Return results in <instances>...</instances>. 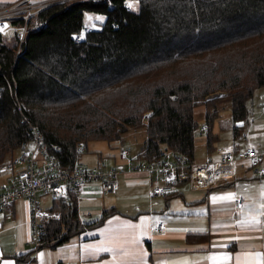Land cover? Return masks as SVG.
<instances>
[{"label": "trees", "instance_id": "trees-1", "mask_svg": "<svg viewBox=\"0 0 264 264\" xmlns=\"http://www.w3.org/2000/svg\"><path fill=\"white\" fill-rule=\"evenodd\" d=\"M111 1L114 7L102 1L45 12L48 26L29 32L21 48L0 35V165L31 140L18 103L68 172L79 165L81 144L119 141L144 125L146 113L147 162L167 153L193 160L196 108L218 91L231 102L234 121H247L248 104L264 87V0H137L132 13L123 0ZM87 13L106 20L76 44ZM54 209L63 218L47 226L41 249H55L113 213L83 224L74 193ZM17 264H35L34 252Z\"/></svg>", "mask_w": 264, "mask_h": 264}, {"label": "crops", "instance_id": "crops-1", "mask_svg": "<svg viewBox=\"0 0 264 264\" xmlns=\"http://www.w3.org/2000/svg\"><path fill=\"white\" fill-rule=\"evenodd\" d=\"M17 1L0 0V5ZM216 97L197 108L199 125L208 126V131H197L193 161H216L227 149L239 152L248 146L264 153V87L255 91L248 104V119L242 124L234 121L231 102ZM146 140L142 127L126 132L119 141H95L85 147L87 154L79 165L116 169L120 188L108 195L99 183L88 184L76 195L79 218L92 225L102 219L104 211L113 213L99 226L55 249H40L36 264H264V177L241 161L234 179L209 188L182 182L172 194L155 197L150 194L147 174L130 171L147 162ZM123 148L131 161L122 158ZM9 175V171H0V193L8 185ZM230 195L231 199H225ZM238 198L244 200L240 209L236 208ZM39 199L46 208L60 204L50 195ZM31 207L29 200L18 199L9 216L0 213V264H17V257L31 252ZM158 222L167 224L164 233L154 232Z\"/></svg>", "mask_w": 264, "mask_h": 264}, {"label": "built area", "instance_id": "built-area-1", "mask_svg": "<svg viewBox=\"0 0 264 264\" xmlns=\"http://www.w3.org/2000/svg\"><path fill=\"white\" fill-rule=\"evenodd\" d=\"M102 1H107L114 7L111 0H18L0 10V35L15 37L21 48L29 32L48 26V20L41 18L45 12L56 7L68 9L89 2ZM130 2L133 3V8L127 7ZM122 5L126 12L132 13L137 11L139 2L123 0ZM93 31L91 25L83 26L81 31L74 35V42L76 44L85 42ZM23 109L18 103L21 123L28 126L31 140L21 146L18 158L0 165V171L10 173L8 185L0 193V213L9 216L13 204L18 199H27L31 202L32 230L29 246L36 255L41 249L47 226L63 218V213L59 209L44 207L39 197L50 195L54 200L60 201L67 199L71 193L79 195L90 183H99L104 194L113 195L120 188L119 172L115 169H90L81 165L68 172L47 149L40 130L30 123ZM198 131L207 132L208 126H201ZM80 147L85 150L84 144ZM121 156L131 161L126 148L122 149ZM241 161L246 162L247 166L260 177H264V153L254 146H248L239 152L227 149L221 153L219 160L208 158L200 163L181 155L167 153L162 157H155L151 162H142L132 167L130 171L146 173L151 184L150 194L155 197H166L175 192L182 182H191L199 188H209L225 180L234 179L238 175ZM243 205L244 200L238 198L236 208L240 209ZM166 229L165 222H158L154 232L161 234Z\"/></svg>", "mask_w": 264, "mask_h": 264}, {"label": "rangeland", "instance_id": "rangeland-1", "mask_svg": "<svg viewBox=\"0 0 264 264\" xmlns=\"http://www.w3.org/2000/svg\"><path fill=\"white\" fill-rule=\"evenodd\" d=\"M138 9H139V6H138ZM138 9H137V11H138ZM89 17H91V19H89ZM97 17H100V19H97ZM106 20V17L105 16H103V15H96V14H91V13H87V14H85V25H91L92 27H93V29H97V28H99L100 27V24H102L104 21ZM76 35V34H75ZM224 92H222V91H218V92H216V93H214V94H212V95H210V96H208L207 97V99H206V102L204 103V104H209V103H211L212 101H214L215 99V97L217 96V97H220V96H224ZM216 97V98H217ZM213 98V99H212ZM204 104H202V105H200V106H204ZM200 106H198L197 108H199ZM197 108H196V112H197ZM204 108V107H203ZM149 116H150V113H146V114H144L143 116H142V123L144 124L142 127H144L145 128V130H146V125H147V123H148V118H149ZM142 127H139V128H142ZM133 129H138V128H128L124 133H123V135L126 133V132H131V131H133ZM120 130H124L123 128H121ZM146 132H147V130H146ZM90 145L92 144V142L91 143H89ZM102 144H104V143H102ZM89 145V146H90ZM84 152V151H83ZM89 152V151H88ZM19 153H20V149L15 153V156L14 157H11V158H8V160L6 161V162H4V163H7V162H10V161H12L11 159H16V158H18V155H19ZM87 154V151L85 150V152L83 153V157H84V155H86ZM90 156H92V155H90ZM82 157V158H83ZM43 203V202H42ZM48 203V202H47Z\"/></svg>", "mask_w": 264, "mask_h": 264}, {"label": "snow or ice", "instance_id": "snow-or-ice-1", "mask_svg": "<svg viewBox=\"0 0 264 264\" xmlns=\"http://www.w3.org/2000/svg\"><path fill=\"white\" fill-rule=\"evenodd\" d=\"M127 7L133 8L134 5H133V3L130 2L127 4ZM89 19H91V17H89ZM97 19H100V17H97ZM231 198H232L231 195L229 197H225V199H231ZM257 257H259V254H257ZM213 259H217V258L214 257ZM223 259H227V257H224Z\"/></svg>", "mask_w": 264, "mask_h": 264}, {"label": "bare ground", "instance_id": "bare-ground-1", "mask_svg": "<svg viewBox=\"0 0 264 264\" xmlns=\"http://www.w3.org/2000/svg\"><path fill=\"white\" fill-rule=\"evenodd\" d=\"M75 168V167H74ZM116 170V169H115ZM73 171V170H72ZM16 202V201H15Z\"/></svg>", "mask_w": 264, "mask_h": 264}, {"label": "water", "instance_id": "water-1", "mask_svg": "<svg viewBox=\"0 0 264 264\" xmlns=\"http://www.w3.org/2000/svg\"><path fill=\"white\" fill-rule=\"evenodd\" d=\"M242 124V123H241ZM241 124H239V125H241Z\"/></svg>", "mask_w": 264, "mask_h": 264}]
</instances>
